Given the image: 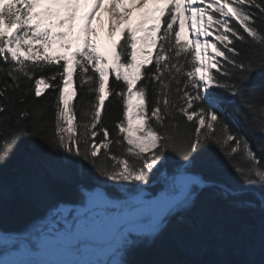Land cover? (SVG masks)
I'll return each instance as SVG.
<instances>
[{
    "label": "snow or ice",
    "instance_id": "snow-or-ice-1",
    "mask_svg": "<svg viewBox=\"0 0 264 264\" xmlns=\"http://www.w3.org/2000/svg\"><path fill=\"white\" fill-rule=\"evenodd\" d=\"M131 2L142 10L135 23L128 22L131 8L125 6L121 13L124 0H108V33L115 35L119 29L120 35L106 52L92 39L98 35L93 20L100 19L97 13L104 0H91L79 33L75 21L81 0H0V73L11 81L0 80V161L7 159L22 136L37 138L59 155L62 165H89L104 178L101 183L109 196H119L120 186L136 192L149 184L150 175L160 173V187L167 186L174 202L160 217L155 234L170 213L191 203L204 183L193 174L197 161L213 147L237 178L264 187V155H258L236 129L222 107L224 101L211 91L223 90L232 97L229 102L240 101L247 111L239 107L235 111L245 121L248 112L255 111L247 96L253 75L264 72V0ZM74 34L78 47L69 54V37ZM245 45L258 46L259 51L247 54ZM110 71L115 73L112 88H108ZM38 73L34 95H42L41 85L52 88V120L44 119L47 105L34 110L14 107L17 90L24 92L21 104L32 91H24L22 81H31ZM74 75L95 95L79 122L69 99L76 92L68 91ZM149 83L154 100L148 99ZM110 94L123 104L114 132L102 124ZM259 113L255 132L264 137V89ZM177 115L186 118L183 128ZM260 149L264 153V142ZM165 165H169L166 174L161 172ZM135 245L134 239L125 237L120 264H132L128 257Z\"/></svg>",
    "mask_w": 264,
    "mask_h": 264
},
{
    "label": "trees",
    "instance_id": "trees-1",
    "mask_svg": "<svg viewBox=\"0 0 264 264\" xmlns=\"http://www.w3.org/2000/svg\"><path fill=\"white\" fill-rule=\"evenodd\" d=\"M257 25L259 27V21ZM244 48L247 54L259 51V47L254 45H245ZM45 75L51 73L46 72ZM38 78L39 73L31 81H22L21 88L24 91L31 88L32 91L28 92L24 104H21L19 97L24 92L17 90L13 94L17 100L14 107L27 106L29 110H34L47 105L44 119L52 120L55 111L52 88L47 87L40 97H35V79ZM72 79L76 96L70 104L79 122L81 113L89 108L95 95L88 93L87 86L81 87L75 75ZM0 80L11 82L3 73H0ZM113 81L115 78L112 76L108 88L115 87ZM120 83L122 81L116 82ZM248 87L247 100L255 111L248 112L247 121L235 111L237 107L247 111L240 101L229 102L232 97L223 90L211 91L224 101L222 107L236 129L251 142L258 155H264L260 149L264 137L255 132L259 126L264 72L255 73ZM119 90L116 87V91ZM148 99L154 100L151 83L148 86ZM122 111L120 98L110 94L102 109V124L114 132L115 122L121 118ZM185 119L177 115L181 128ZM113 151L119 149L113 146ZM169 155L174 156L172 153ZM173 163L169 161L170 165ZM168 169L169 165H165L161 172L166 174ZM194 173L206 181L217 182L234 191H258L264 198V187L247 184L237 178L215 147L197 161ZM160 178V173L150 175L149 184L142 187L155 192ZM103 179L86 163L79 168L62 165L59 155L48 148L44 141L22 136L15 148L10 150L7 159L0 161V231L4 234H19L30 230L59 203H81L86 190L105 186L101 183ZM128 238L136 242L134 251L128 257L132 264H264V206L252 192L233 194L217 186L200 185L189 205L177 208L166 217L161 232L130 235ZM123 258L120 248L119 264Z\"/></svg>",
    "mask_w": 264,
    "mask_h": 264
},
{
    "label": "rangeland",
    "instance_id": "rangeland-1",
    "mask_svg": "<svg viewBox=\"0 0 264 264\" xmlns=\"http://www.w3.org/2000/svg\"><path fill=\"white\" fill-rule=\"evenodd\" d=\"M83 1L85 3H91V0H83ZM130 4H132V2ZM80 6L82 5L80 4ZM107 7H108V0H104V6L97 13V16L100 19L99 20L94 19L92 24V27L97 30L98 35L102 34L101 32L104 30L102 46H99L98 35L94 36L92 39L95 41L97 46L102 51H106V52L110 49L112 41L117 39L120 35L119 29L117 30L115 35L110 36L108 33V12L106 10ZM133 7H136V5L134 4ZM90 8L91 6L87 10H85L86 12L82 14L83 16L77 14V19L75 21L76 33H79L80 28L84 24V16L89 11ZM140 10L141 9L137 7L134 10H132V13H130L129 16V21H128L129 23L137 22L140 16L139 13ZM102 25H106V26H103L102 28ZM123 27H125V25L121 24L120 28ZM185 36L187 39L191 40V33L187 29ZM69 39L72 42L71 49H69V54H70V52L76 50V48L78 47V42L75 39V34L73 36H70ZM208 39L213 40V42H215L213 37H208ZM55 47L57 49L59 48L58 45ZM209 54L210 55L212 54L211 50H209ZM109 76L110 77L113 76L115 78V73L110 71ZM40 87L42 89V93L47 89L44 85H41ZM73 88H74L73 84L69 85L68 91H73L74 90ZM73 97L69 98L70 101ZM133 103L134 104L136 103L135 99L133 100ZM162 184H163V176L161 175L159 182L155 186L157 187V190L154 192L153 196L150 194L148 196H140L138 194L136 196H133L134 201L139 199L142 201H140L139 203L136 202L137 204H134L133 207H129V208L127 206H121L122 208L121 210H127L129 214L128 215L125 214L121 216L122 219L120 218L119 220H117L118 222L116 224V228L109 230L107 233H102L100 237L98 236L90 237L82 233V229L85 225V221L82 218L87 217L89 214H99L100 211L103 212L107 208L105 204H103L104 202L99 191L95 190L90 193H87V200L85 201V203H83L81 209L75 214V218L77 222L80 224V227L77 228L78 231L75 234V238L81 239L87 237L85 239L96 240V243L94 242L92 244L102 245L114 240L119 234L120 227L124 224L134 221L151 223L154 217V211L156 210V207L159 204V202L164 199H167L169 201L173 200L170 198V196H173L171 191L167 188V186L163 188L160 187ZM123 187H120V189L122 190V193H125V189H123ZM88 218L89 220H91L89 216ZM72 230L73 228H67L59 235L46 233V235H44L43 238L40 239L37 245L31 248L27 246L23 238L12 237L11 239H9L0 236V264H70V261L77 259L79 257L78 255L81 253V251H79L78 253H73L70 250L71 243L69 244V242H67L68 241L67 236L69 234V231ZM142 232L143 231L140 229H132L129 235H138L141 234ZM48 251L53 252V254L48 253ZM33 252L36 254L35 256L17 259V255L19 254H24V253L32 254ZM87 264H119V255L118 253H113V252H99L96 253L89 260Z\"/></svg>",
    "mask_w": 264,
    "mask_h": 264
},
{
    "label": "flooded vegetation",
    "instance_id": "flooded-vegetation-1",
    "mask_svg": "<svg viewBox=\"0 0 264 264\" xmlns=\"http://www.w3.org/2000/svg\"><path fill=\"white\" fill-rule=\"evenodd\" d=\"M96 189L101 194L104 202L103 204H105L107 208L103 212L100 211L99 214H89L88 216L91 220H89L88 216L82 218L85 221L82 233L90 237H100L102 233H107L109 230L116 228L117 220H119L121 216L129 214L127 210H121V206L131 207L136 202H139V200L135 202L131 200V195L129 194L131 191H129L127 187H123L125 193H122L120 187L116 189L119 196H109L108 193L104 191L106 190V186H97ZM147 191L152 192L150 189ZM81 207V204L68 207L61 205L59 210L52 216L49 213V215L42 220V226L38 229L39 235L43 233L59 235L65 229L73 228L72 231H69L67 236V242H69V244L71 243L70 250L73 253H78L79 251L82 253L84 250L91 247L93 245L92 243H96V240L85 239L87 237L81 239L75 238V234L78 231L77 228L80 227V224L75 218V214L81 209ZM81 253L78 256H80ZM25 257H29L28 254H26Z\"/></svg>",
    "mask_w": 264,
    "mask_h": 264
},
{
    "label": "water",
    "instance_id": "water-1",
    "mask_svg": "<svg viewBox=\"0 0 264 264\" xmlns=\"http://www.w3.org/2000/svg\"><path fill=\"white\" fill-rule=\"evenodd\" d=\"M202 179L204 180V183L202 184V186H205V187L217 186V187L223 188V189H225V190L233 193V191L229 190L227 187H225L223 185H220V184H217V183H213V182H207L204 178H202ZM241 192H246V190H237L234 193H241ZM255 193L258 195V198L260 199V201L264 205V199H263L262 195L259 192H255ZM175 199L176 200H179L180 199V195L178 194V196L175 197ZM173 202H174V199H173L172 202H168V205H169L168 206V209L170 207H172ZM168 209H167V211H168ZM165 212L163 211V204H160L156 208V211H155V214H154V219H153V222H152L151 225L150 224H147V223H143V222H136V223L127 224L126 226H124L122 228L119 237L115 241H113V242H111L109 244H106V245L93 247L89 251L84 252L81 255L80 259L77 260V261H75L74 264H87L88 260L96 252L106 251V250H110L112 252L116 251L118 249V247L121 245V243L123 242V240L125 239L128 231L130 229H132V228H140V229L144 230L147 233H150V232L154 231L156 229V227L158 226V221H159L160 217Z\"/></svg>",
    "mask_w": 264,
    "mask_h": 264
},
{
    "label": "bare ground",
    "instance_id": "bare-ground-1",
    "mask_svg": "<svg viewBox=\"0 0 264 264\" xmlns=\"http://www.w3.org/2000/svg\"><path fill=\"white\" fill-rule=\"evenodd\" d=\"M131 3V0H124V4L123 5H121V12H123V8L125 7V6H127V7H129V8H131L132 10H134L136 7H133L134 6V3H132V4H130ZM141 11V10H140ZM140 11H139V13H140ZM132 13V12H131ZM138 13V14H139ZM83 16V15H82ZM104 19V18H103ZM105 22H107V21H105ZM189 23H190V21H189ZM103 26H106V25H102V28H103ZM102 34H99L98 35V39H99V46H102L103 45V34H104V30L101 32ZM201 39H203V37L201 38ZM195 174V173H194ZM202 177V176H201ZM203 178V177H202ZM213 183H217V182H213ZM217 184H219V183H217ZM220 185H222V184H220ZM224 186V185H223ZM211 187H213V186H211ZM215 187V186H214ZM226 187V186H225ZM228 188V187H227ZM229 190H231V191H233V194H237V193H234L235 191L234 190H232V189H230V188H228ZM174 199V198H173ZM171 202L173 201V200H170ZM169 200H167V199H164V200H162V201H160L159 202V204H158V206L160 205V204H163V211L165 212V211H167V209H168V202H170ZM157 206V207H158ZM153 219H154V217H153ZM131 230V229H130ZM129 230V231H130ZM128 231V232H129Z\"/></svg>",
    "mask_w": 264,
    "mask_h": 264
}]
</instances>
